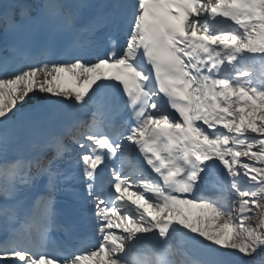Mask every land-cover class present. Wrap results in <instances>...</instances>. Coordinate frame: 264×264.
I'll list each match as a JSON object with an SVG mask.
<instances>
[{
    "label": "snow or ice",
    "instance_id": "6c2138e0",
    "mask_svg": "<svg viewBox=\"0 0 264 264\" xmlns=\"http://www.w3.org/2000/svg\"><path fill=\"white\" fill-rule=\"evenodd\" d=\"M0 264H264V0H0Z\"/></svg>",
    "mask_w": 264,
    "mask_h": 264
}]
</instances>
